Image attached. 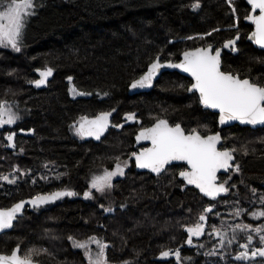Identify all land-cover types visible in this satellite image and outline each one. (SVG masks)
<instances>
[{"label":"trees","instance_id":"16d2710c","mask_svg":"<svg viewBox=\"0 0 264 264\" xmlns=\"http://www.w3.org/2000/svg\"><path fill=\"white\" fill-rule=\"evenodd\" d=\"M195 1L36 0L40 6L28 19L21 51L14 53L0 47V101L2 96L11 94L10 97H18L19 106L30 112L24 128L32 127L34 131L32 136L22 139L26 153L21 162L29 165L51 159L61 165L62 173L60 179L47 186L38 187L27 181L16 184L11 192L4 194L0 190V207L38 193L71 190L77 195L27 208L13 229L0 235V253H9L20 244L25 251L30 247L47 249L50 255L39 256L40 264H87L82 250L74 248L68 237L86 240L94 235L109 244L106 255L111 264H179L173 257L158 258L161 251L177 248L181 250L183 264H209L204 253L215 240L204 236L196 240V245L204 243L205 247H188L184 226L191 225L205 203L213 201L196 189L185 187L177 177V165L168 168L169 174L155 176L137 171L132 158L125 176L116 178L112 189L103 195L93 189V198L85 199L83 194L89 190L92 178L101 176L104 169L111 170V161L106 158L109 159L118 139L105 143L109 129L99 142L80 140L69 129L70 122L108 112V108L116 109L113 123L123 113L137 111L141 125H127L125 128L131 132L120 137L131 146L136 128L154 121L146 118V113L161 111L157 102L163 100L167 104L164 113L170 120H180L184 127L207 120L211 128L215 127L214 115L203 110L192 95L175 91L169 75L177 73L162 74L150 92H127L130 82L145 71L157 54L162 59L169 55L177 59L183 44L185 48L197 45L190 46V41L182 42L181 38L218 29L207 36L216 41L231 32L222 28L233 23L225 0H198L200 7L193 9ZM243 6V1L237 0L239 13ZM245 44L238 55L225 60V66L242 74L264 77V67L260 65L264 55ZM48 67L54 71L47 88L37 89L27 83V79H35L34 69ZM68 77L73 78L78 90L90 96L71 99L67 93ZM105 93L100 99L99 95ZM240 134L242 140L243 132ZM223 138L231 148L226 136ZM105 147L111 150L104 152ZM256 147L250 143L246 152H234L241 166V171L229 181L235 187L215 201L234 199L239 206L255 210L260 207L249 199L251 188L264 192V148ZM37 189L40 191L36 192ZM101 204L113 211H104ZM220 205H215L214 212L222 213ZM248 219L253 224L264 221L262 217Z\"/></svg>","mask_w":264,"mask_h":264},{"label":"snow or ice","instance_id":"6c2138e0","mask_svg":"<svg viewBox=\"0 0 264 264\" xmlns=\"http://www.w3.org/2000/svg\"><path fill=\"white\" fill-rule=\"evenodd\" d=\"M228 3L231 5L232 0H228ZM247 3L251 6L253 13L259 11L258 15L245 17L255 25V30L250 39L254 40L261 49H264V0H247ZM39 6L36 0H0V47L11 48L15 52L21 51L28 19L36 14V9ZM191 7L199 8L198 0ZM232 11L235 12L234 7H232ZM213 31H218V29H213ZM207 35L210 36L211 33ZM188 39L193 38L188 37ZM238 39L239 34L236 38L226 41L223 47L236 51L234 46ZM182 57L179 63H172L171 61L162 63L161 56L157 54L147 65V71L131 82L130 88H151L153 81L162 69L166 67L180 69L190 74L194 81L186 90L193 94L198 93V101L205 108L218 110L220 124L239 121L250 125H264V83H261L259 79L242 78L239 73L222 71L221 49H214L212 45L186 50L182 53ZM37 71L40 72L41 78L31 83L40 87L47 83V78L52 76L54 70L48 67L42 71L39 69ZM72 79V77H68L69 82ZM180 87L183 88L184 86L180 85ZM69 91L73 95H90V93L75 92L74 86ZM115 111L116 109L113 108L111 112H101L93 118L81 117L72 126L75 134L81 138L91 136L99 140L109 128V118ZM125 117L126 121L136 120L135 113H126ZM19 119V114L8 105L7 101H0V127L14 125ZM111 126L123 128L122 124ZM203 127L206 130L207 126ZM15 135V132H8L6 136L8 145L12 148L16 147ZM222 139L219 132L202 134L199 127L186 130L180 123L171 124L168 119L156 117L151 127H141L136 135L137 143L149 141L150 147H141L139 151L131 152L128 160L121 161L119 157H116L114 169H104L103 175L94 176L90 182L89 190L85 191L83 195L85 199H91L93 198L92 189L101 195L112 189L113 178L124 176L125 168L129 161L134 158L136 167L148 169L157 176L166 173L173 161L186 162L187 167L178 173L179 177L186 182L185 186L194 185L205 197L215 201L222 193H228L231 188L235 187V185L229 184L231 176L220 182L217 173L220 170L225 172L230 170L241 171V166L235 162L234 152L236 149L218 147ZM20 151L23 152V149L21 148ZM19 172L17 167L13 169L11 178L8 175H3L0 176V180L15 184L19 179ZM24 175H28V172H24ZM41 179L46 178L41 177ZM251 194L257 198L256 202L259 203L260 207L256 211H249L240 207L237 201V206L232 209L233 218L241 217L245 213L257 220L264 217V193H257L256 189H251ZM74 195L77 193L71 190H58L52 193L37 194L30 201L21 200L9 208H0V232L14 227V221L18 220V214L22 212L26 203H30L33 208H39L62 197ZM123 206L121 205V207ZM100 208L106 212L113 211L112 208L105 209L102 204ZM214 208L215 204L210 203L202 209L195 224L184 226L187 233V245L192 246L194 237L198 238L205 234V226L210 214L221 215L219 212H214ZM209 227L211 232L208 235H215L218 238V247L214 245L204 255L223 258L226 255L224 249L243 238L245 243L239 245L242 250L237 252L234 257L235 261H248V264H253L255 258H264V224L257 226L244 222L229 224L222 218L220 227L215 224L209 225ZM68 240L71 241L74 248L83 250L88 264H110L106 255L109 244L100 238L90 236L86 240H78L69 236ZM257 240L259 246H257ZM93 244L96 246L95 251L91 247ZM196 247L203 248L205 245L198 244ZM45 254L50 255L47 249L30 248L25 251L22 250L20 244H17L10 254L0 253V264H40L37 258ZM160 256L162 258L175 256L177 261L182 259L179 248L161 251ZM123 264H131V262L125 261Z\"/></svg>","mask_w":264,"mask_h":264},{"label":"rangeland","instance_id":"374dc122","mask_svg":"<svg viewBox=\"0 0 264 264\" xmlns=\"http://www.w3.org/2000/svg\"><path fill=\"white\" fill-rule=\"evenodd\" d=\"M196 2L197 1H195L194 3H196ZM225 2L229 6V8L232 9V7H234V8L236 7L237 0H232V4L231 5L228 3V0H225ZM199 4H200V2H199ZM222 28L223 29H228V26H223ZM212 31L213 30H209L206 33L195 34V35L188 36V37H192L193 39H188V37H183V38H181V41L182 42L190 41V46H194L196 44L198 45L200 43L206 44V43L211 41V40L207 39L208 38L207 34L208 33H212ZM182 46H183L182 48L186 47L184 44ZM5 49L11 50L12 52L16 53L11 48H5ZM163 58L164 59H168V60L175 59L173 55H169V56L163 57ZM165 74L167 75V73H165ZM166 75H165V77L167 78ZM169 76H170L169 78L172 79V80H170V82L174 86L175 91L181 90V94L182 93H184V95L188 94V91L186 90L187 89L186 81L179 74H176L174 76H171V75H169ZM32 81H34V78H31V80H30V78L27 79V83H30L31 85L34 86V83H31ZM180 85H183L184 87L181 88ZM10 95L11 94H7L6 96H2L1 100L9 101L10 102L9 106L12 107L13 110L16 111L19 114L20 119H21V117L25 113V110H18V106H19L18 103H17L18 102V100H17L18 97H16V96L15 97L14 96L10 97ZM99 96H100V99L105 97V96H101V95H99ZM7 98H9V99H7ZM126 102L129 104L131 101L128 100ZM131 104H132V102L130 103V105ZM157 105L159 106L161 111H156V110L148 111L146 113V115H145L146 118L155 120L156 117H160V114H162L164 112L167 113L166 108H165L167 104H166L165 100H163L162 102H157ZM112 109L113 108H111V109L108 108L106 111H112ZM128 113H135L136 114V120H134V121L127 120L126 121V117H125L126 113H123L119 117V119L115 118V123L113 125L122 124L123 128L111 127L110 128V132H109L110 136H109L108 140L105 142V143H109V141L112 140L115 137L118 139V141H116L117 143H115V149L116 150L113 149L114 151H112L111 148L107 147L108 151L111 150V152H110L111 154L109 156V159L106 158V160L108 162L111 161L110 162V164L112 166L111 170L114 169V167H115V163H116L115 158L116 157H119L121 161L128 160L131 152L137 151V148L135 146H133V144L131 146L130 145L128 146V145H126L125 141L120 139V137L122 135H126L127 132H131L130 129L125 128L127 125L129 126L131 124H139L140 122H142V119L139 118L138 115H137V113H138L137 111L128 112ZM166 113H164L163 116L166 115ZM84 115H91V114L90 113H85ZM210 124L211 123L208 122L207 120L206 121H197L196 124L190 125V126H186L185 129L189 130V129L194 128V127H199L201 132H207L208 130L211 129V125ZM203 126H207L206 130H205V128ZM239 130H241V129L235 128V130H231V131L228 130V131L224 132V137L226 136L227 140L230 142L231 149H236V151H235L236 154L237 153L238 154L239 153L242 154V153L246 152V150L249 149L250 143L254 144V148H257L256 147L257 145H258L259 148H264V128L260 129V130H248V129H243V131H239ZM241 132H243L242 140H241L240 137H238ZM242 142H243V144H242ZM247 142H249L248 146H247ZM109 146H111V145H109ZM118 146L119 147L120 146H125V147L120 150ZM21 147L23 149V152H21L19 150L15 154H7V152L4 153V151H2L4 149L3 146H2V134L0 133V162H1L0 166H2L1 168H3L2 171H0V176L8 175L11 178V174L13 173V169L18 167L19 170H20L19 179L17 180V183L9 184V183H7L5 181L0 180V190H2L4 192V194L7 193V192H11L13 190V188L16 186V184H19V182L25 183V182L28 181V183H32V184H34V185H36L38 187H39V185L43 187V186L49 185L50 183H52L55 180L60 179L62 171H61V165H59V164H55V163L47 162V161H41V162H38V163L36 162V164L34 163V164H29L28 165V164H26L24 162H21L20 158L22 157V155L24 153H26V148L25 147L23 148L22 145H21ZM107 148L104 150V152L107 151ZM45 165H47V167H45ZM129 167H130V162L128 163V166L125 168V173H126V171L128 170ZM183 168H184L183 166H178L179 170H181ZM24 172H28V175H24ZM165 174H169V171H167ZM235 174H238V173L231 170L229 172V174H225L227 177H226V179L224 178V180H227L229 176H231V179H232V177L235 176ZM101 175H103V173ZM57 176H59V178H57ZM124 176H116V177L113 178V181L116 178H118V177L120 178V177H124ZM41 177H45L46 179H41ZM33 180H35V183H33ZM38 189H37L36 192L40 191ZM251 189H253V188H251ZM251 189H249V192L251 191ZM86 191H88V189ZM257 193H264V192L261 191V190H257ZM249 199H251L254 202L257 201V198L253 197L251 193L249 194ZM236 202H237V200H234V199L232 201H230V200L229 201H227V200L218 201L217 200V201L211 202V203H214L215 205L218 204V203L221 204L220 205L221 208H222V210H221L222 213H220L221 215L220 216H215L214 214L213 215H209L208 221L206 222V226H205L206 227L205 234L203 236H201V237H198V238L194 237L193 238L194 243H193L192 246H189L187 244L186 245L188 247H193V246H195L197 244L196 243L197 239H201L202 237L206 236V237H208L211 240H215L213 245H212V247L214 245H216L218 247V244H217L218 238L215 237V235H212V236L208 235V233L211 232V228L209 227V225L215 224L217 227H220L222 218L225 219L227 221V223H229V224L240 223V222L250 223V222L246 221L248 218L254 220V218L251 215L247 214V213L243 214L241 217H234L233 218L232 217V209H233L234 206H237ZM209 204L210 203L206 202L205 205L203 206V208L208 206ZM240 207H242L244 209H247L249 211H256L255 209H250L248 207H244V206H240ZM198 217L195 218V220L193 221V223L191 225H193V224H195L197 222ZM262 218L264 219V217H262ZM255 220H257V219H255ZM261 220H259L260 223H257V224L251 223V224H253V226H257L259 224H264V221H261ZM191 225H188V226H191ZM92 236H94V235H92ZM97 238H99V237H97ZM243 243H245V240L243 238H241V239L238 240L237 243L233 244L229 248L224 249V251L226 252V255L223 258H221L219 256H208L209 264H242L241 262H244V261H235L234 257L236 256L238 251L242 250V249L239 248V245L243 244ZM202 244H204V243H202ZM257 246H259L258 240H257ZM91 247H92L93 251L96 250L95 244L91 245ZM82 253H83V250H82ZM83 256H84V253H83ZM172 257L175 258V256H169V257H166V258H162L160 255L158 256L159 259H169V258H172ZM84 260L88 264V261H87L85 256H84ZM175 260H176V258H175ZM176 262H178L179 264H183L182 260L181 261H177L176 260ZM244 264H248V261H246V263H244ZM253 264H264V259L263 258H255L254 261H253Z\"/></svg>","mask_w":264,"mask_h":264},{"label":"flooded vegetation","instance_id":"af4514ba","mask_svg":"<svg viewBox=\"0 0 264 264\" xmlns=\"http://www.w3.org/2000/svg\"><path fill=\"white\" fill-rule=\"evenodd\" d=\"M243 1V3H244V6L240 9L241 10V12L239 13L238 12V10H237V7H235V12H233L232 11V9H230V11H231V13H232V15H233V23L231 24V25H228V30L229 31H231V32H228L227 34H226V36H224V38H221V39H217L216 41H213V40H211L210 42H208V43H206V44H202V43H200V44H198V45H196V46H194V47H187V48H183L182 50H181V52L179 53V55H178V57H177V59H170L171 61H173V62H175V61H178L179 60V56H180V54L183 52V51H185V50H187V49H193V48H197V47H206V46H208V45H212L213 46V48L215 49V48H221L223 45H224V43L226 42V41H228V40H230V39H234V38H236V36H237V34H239V39L237 40V42H236V44H235V48L237 49L236 51H233L232 49H230V48H223L222 49V52H221V64H222V71H225V72H228V71H231V72H233V73H239L240 75H241V77L242 78H244V77H250L251 79H253V80H256V79H259V81L261 82V83H264V77L262 76V78L260 77V76H255L254 77V75H251V74H242L241 72H239V71H237V70H234V69H229L228 67H226L225 66V60L228 58V57H230V56H236V55H238V53L240 52V50H241V48H242V44H247V46H250V48L251 49H253V50H255L256 52H259L261 55L263 54L264 55V49H261V48H259V47H256L254 44H253V42H251L250 40H249V37H250V35L252 34V31H253V29H254V25L251 23V22H249L248 20H246V16H249V15H251V12H252V8H251V6L245 1V0H242ZM194 9V8H193ZM198 9V8H197ZM257 13V14H256ZM259 14V11L257 10L255 13H253V15H258ZM239 16H241V22L239 21ZM243 17V18H242ZM242 25V26H241ZM250 27V28H249ZM248 29V30H247ZM236 30V31H235ZM199 34H202V33H199ZM226 38V39H225ZM228 38V39H227ZM255 46V47H254ZM262 50V51H261ZM264 58V57H263ZM165 60H168V59H162L161 58V61H165ZM261 65V67H264V59H263V62H262V64H260ZM165 73H177V74H179L178 72H165ZM165 73H163V74H165ZM185 81H186V86H187V88L188 87H190L191 86V84L193 83V81H192V79L191 78H189V77H187V76H185V75H183V74H179ZM261 75H263V73L261 74ZM162 76V75H161ZM52 78V77H51ZM51 78H50V80H51ZM160 78V77H159ZM38 79V77H37V75H35V79H34V81L35 80H37ZM50 80H48V82H47V84H46V86L45 87H43V88H47V86L49 85V82H50ZM68 83V82H67ZM34 86H35V84H34ZM39 89H42V88H39ZM150 92V91H149ZM67 93H68V95H69V97H70V94H69V91H68V86H67ZM144 93H147V92H144ZM139 94H142V93H139ZM188 94L189 95H192L193 97H194V100H196V102L201 106V108L203 109V110H206V111H208V112H210L212 115H214V118H215V127H213V128H211L210 130H208L207 132H201L202 134H213V133H215V132H217L218 130H219V124H218V117H219V114H218V112H215V111H213V110H210V109H206V108H204L203 107V105H201L200 103H199V101H198V96H199V94L198 93H195V94H193V93H191V92H188ZM71 98V97H70ZM71 99H73V98H71ZM77 99V98H76ZM1 101H6V100H1ZM8 102V105H10V102L9 101H7ZM18 110H25V113H24V115L21 117V119H19V121L16 123V124H14V125H6V126H4V127H0V133L2 134V146H3V148H4V150L7 152V154H15V153H17L22 147H21V145L23 146V148H24V144H23V142H22V139H26L27 137H29V136H32L33 135V131H30V130H33V128L32 127H30V128H28V129H26V128H24V123L26 122V120L28 119V117L30 116V112H29V110L27 109V108H24V107H21V106H18ZM109 112V111H108ZM93 116H95V115H93ZM87 117V116H86ZM160 118H163V119H168L169 120V122L171 123V124H175V123H180L181 125H182V123H181V121L180 120H170L169 119V117L168 116H166V115H164V116H160ZM113 119H114V116H113V118H112V124H114L113 123ZM25 120V121H24ZM80 120V118H78V119H76V120H74V121H72V122H70V127H69V129L71 130V132H72V135L76 138V139H80V140H87V139H84V137L83 138H81L80 136H78V135H76L75 134V132H74V129H73V125L76 123V122H78ZM155 121V120H154ZM154 121H152L151 123H149V124H147L146 126H141V127H148V126H150L151 124H153L154 123ZM26 125V124H25ZM138 125H141V122L138 124ZM26 127V126H25ZM182 127H184L183 125H182ZM185 128V127H184ZM229 128H244V129H248V130H260V129H263L264 128V126H260V127H257V128H253V127H251V126H249V125H245V126H242V125H240V124H237V123H235V124H233V125H228V126H225V127H222L221 128V130H220V132H221V135H222V137H223V135H224V132L225 131H228L229 130ZM21 129H23V131H21ZM141 128H136V130H135V132H134V134H133V146H135V135L137 134V132L140 130ZM8 132H15L16 133V135H15V138H14V140H15V143H16V147L15 148H12V147H10L9 145H8V142H7V139H6V136H7V133ZM90 141V140H89ZM92 141V140H91ZM149 146V143H147V144H140V145H138V146H135L136 148H137V151H139V149L141 148V147H148ZM220 148H229V149H231L230 147H228L227 145H225L224 144V138H223V144H222V146H220ZM24 155V154H23ZM22 155V156H23ZM42 161H47V162H52V163H55V164H58V162L57 161H54V160H51V159H45V160H42ZM41 162V161H40ZM133 162H134V159H133ZM235 162H236V160H235ZM173 165H177V166H183L184 168L183 169H181V170H184L185 168H186V166L184 165V164H173ZM173 165H171V166H173ZM134 166H135V164H134ZM171 166H169L168 168H170ZM181 170H179L178 169V171H177V177H178V173L181 171ZM231 171V170H230ZM230 171H228L227 173H222V174H219L218 175V179H219V181L220 182H223V180H224V176H226L225 174H229V172ZM148 173H150V172H148ZM151 174V173H150ZM179 178V177H178ZM180 179V178H179ZM181 180V179H180ZM184 183V182H183ZM184 186H185V184H184ZM39 194H42V193H39ZM10 253V252H9ZM257 258H260V257H257ZM264 259V258H263Z\"/></svg>","mask_w":264,"mask_h":264},{"label":"water","instance_id":"95a60500","mask_svg":"<svg viewBox=\"0 0 264 264\" xmlns=\"http://www.w3.org/2000/svg\"><path fill=\"white\" fill-rule=\"evenodd\" d=\"M245 1L247 2V0H245ZM251 15H253V12H251ZM246 20H248V19H246ZM248 21L251 22V23L254 25V23H253L251 20H248ZM254 30H255V25H254V29H253V31H254ZM253 31H252V32H253ZM250 37H251V35H250ZM250 37H249V40H250L251 42H253V44H254L256 47H259V48H260V46L257 45V44L255 43L254 40L250 39ZM224 44H225V43H224ZM223 46H224V45H223ZM223 46L220 48V49H221V52H222V49L224 48ZM206 47H207V46H206ZM197 48H198V47H197ZM191 49H192V48H191ZM226 49H227V48H226ZM187 50H189V49H187ZM185 51H186V50H185ZM183 52H184V51H183ZM183 52H182V53H183ZM182 53L180 54V56H179V60H178V61L173 62V61H171V60H165V61H161V62H162V63H165V62H167V61H171L172 63H179L180 60L183 58V57H182ZM37 70H38V69H34L33 72H34L35 75H37L38 79H40V78H41V77H40V72L37 71ZM39 70L42 71V70H44V69H39ZM145 71H147V67H146ZM145 71H144V72H145ZM144 72H143V73H144ZM165 72H178L179 74H183V75H185V76H187V77H189V78L192 79V77L190 76V74L185 73V72H183V71L180 70V69H174V68H167V67H166V68L162 69L161 72H160V74L155 78V80L153 81V86H152L151 88H137V89H132V88H130V84H131V82H132L133 80H135V79H138V78L140 77V75H139L137 78L133 79V80L130 82L129 86H128V90H127L128 94H129V95H135V94H139V93H144V92H149V91H151L152 88L154 87L155 82H156V81L159 79V77H160L163 73H165ZM143 73H142V74H143ZM142 74H141V75H142ZM52 76H53V74H52ZM52 76H50V77L47 78V82H48V80H50V78H51ZM66 81L68 82V91H69L70 88H73V86H74V91H75V92H77V93H86V92H81L80 90H78V89L75 87V85L72 83V81L69 82L68 78L66 79ZM192 81H193V79H192ZM193 82H194V81H193ZM46 84H47V83H46ZM46 84L41 85L40 87H37V86L35 85V87H36L37 89H39V88H43V87L46 86ZM69 94H70V97L73 98V99H76V98H88V97L90 96V95H87V94H84V95H81V94L73 95L72 92H70V91H69ZM101 96H105V94H103V95H101ZM99 98H100V96H99ZM203 107H204V106H203ZM204 108H205V107H204ZM206 109H209V108H206ZM210 110H213V111H215V112H218V114H219V111L216 110V109H210ZM98 115H99V114H98ZM95 116H97V115H95ZM95 116H87V117H88V118H93V117H95ZM112 118H113V114H112V116L109 118V119H110V126H109V128L107 129V131H105V133L101 136V138H100L99 140H97L95 137H91V136H86V137H84V139L92 140V141H94V142H99V141L105 136V134L109 131V129L112 127V126H111V125H113V124H112ZM235 123L240 124V125H242V126L249 125V126H251V127H253V128H257V127H260V126H264V125H250V124L241 123V122H239V121H229V122H227V123H225V124H220V122H219V117H218L219 130H218L217 132H219L220 135H221L220 130H221L222 127H225V126H228V125H233V124H235ZM151 125H152V124H151ZM151 125L148 126V127H151ZM139 131H140V130H139ZM139 131L137 132V134L139 133ZM215 133H216V132H215ZM137 134H136V135H137ZM213 134H214V133H213ZM136 135H135V146H138V145L143 144V143H144V144L149 143V146H148V147H150V142H149V141H140L139 143H137V141H136ZM221 137H222V135H221ZM222 138H223V137H222ZM222 144H223V139H222L221 144L218 145V147L222 146ZM133 159H134V158H133ZM235 160H236V158H235ZM180 163H181V164H184V165L187 167L186 162H184V161H173V162H172V165H173V164H180ZM134 164H135V160H134ZM135 168H136V170L139 171V172H150L152 175L157 176L155 173H152V172H151L150 170H148V169H140V168L136 167V165H135ZM222 173H227V172H225L224 170H220V171L217 173V177H218L219 174H222ZM178 177H179V175H178ZM179 178L183 181V178H181V177H179ZM218 180H219V179H218ZM183 182H184V181H183ZM185 183H186V182H184V184H185ZM185 187H192V188L196 189V190L200 193L199 189L196 188L194 185H187V186H185ZM53 192H55V191H53ZM49 193H52V192H49ZM42 194H44V193H42ZM200 194H201L203 197H205L202 193H200ZM225 194H226V193H222L219 197H217V199L220 198V197H222V196H224ZM34 196H36V195H34ZM34 196L20 199V200H18L17 202L11 204V205L8 206V207H0V208H9V207H11L12 205H14V204L20 202L21 200H24V201H30V199H31L32 197H34ZM205 198L208 199V200L213 201L212 198H209V197H205ZM53 202H54V201H53ZM53 202H50V203H53ZM50 203H48V204H50ZM48 204H45V205H48ZM45 205H42V206H45ZM27 208H32V209H33V207L31 206L30 203H26L24 209L22 210V212H21L20 214H18V218L21 217V216H23V214H24V212H25V210H26ZM16 221H17V220H16ZM16 221H14V224H15ZM12 229H13V228L8 229V230H5V231H2V232H0V235L9 232V231H11ZM14 248H16V247H14ZM14 248H13V249H14ZM10 253H11V252H10ZM10 253H7V254H10Z\"/></svg>","mask_w":264,"mask_h":264},{"label":"bare ground","instance_id":"6f19581e","mask_svg":"<svg viewBox=\"0 0 264 264\" xmlns=\"http://www.w3.org/2000/svg\"><path fill=\"white\" fill-rule=\"evenodd\" d=\"M257 14V13H256ZM243 18V17H242ZM242 26V25H241ZM250 28V27H249ZM248 30V29H247ZM236 31V30H235ZM226 39V38H225ZM228 39V38H227ZM237 42V41H236ZM246 45V44H245ZM255 47V46H254ZM262 51V50H261ZM25 121V120H24ZM25 126V125H24ZM132 140V139H131ZM133 141V140H132ZM263 189V188H262Z\"/></svg>","mask_w":264,"mask_h":264}]
</instances>
